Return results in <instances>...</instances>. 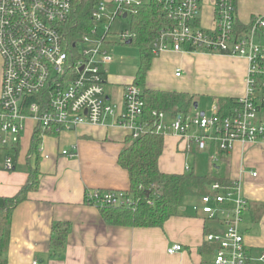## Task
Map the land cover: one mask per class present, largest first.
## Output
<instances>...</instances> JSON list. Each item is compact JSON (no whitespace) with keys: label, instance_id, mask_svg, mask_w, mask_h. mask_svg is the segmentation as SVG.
Instances as JSON below:
<instances>
[{"label":"built area","instance_id":"obj_1","mask_svg":"<svg viewBox=\"0 0 264 264\" xmlns=\"http://www.w3.org/2000/svg\"><path fill=\"white\" fill-rule=\"evenodd\" d=\"M153 1L170 20L169 26L156 31L151 42L153 56L171 52L243 59L247 62L245 95L234 99V106L222 117L216 111L211 115L193 112L167 122L165 113L153 112L154 121L147 124L139 87H125L122 109L106 96L105 67L111 58L104 46L114 35V21L131 19L136 14L134 6L149 0L100 1L90 14L88 31L71 46L65 32L69 31L73 0H0V148L8 153L3 170H16L11 153L29 127L58 134L84 125L99 126L109 118L131 140L148 132L174 135L187 148L193 145L199 153L209 151L213 166L235 143L264 144V14L253 18L245 31L237 24L236 0ZM117 37L120 43L131 40L129 28ZM37 151L41 153V144ZM75 152L72 146L60 154L74 157ZM85 202L96 208L134 205L132 197L123 192L99 190L87 194ZM247 209L238 182L229 187L211 184L192 206L194 214L218 226L203 235L204 244L213 249L212 264H250L241 230ZM180 250L175 244L167 253ZM255 261L264 264V253Z\"/></svg>","mask_w":264,"mask_h":264},{"label":"crops","instance_id":"obj_2","mask_svg":"<svg viewBox=\"0 0 264 264\" xmlns=\"http://www.w3.org/2000/svg\"><path fill=\"white\" fill-rule=\"evenodd\" d=\"M263 14L264 0H236L238 24L249 25ZM246 68L243 59L169 52L153 56L145 87L186 93L195 104L198 96L207 95L214 100L210 112L203 114L211 115L227 100L245 95ZM178 71L180 75L176 77ZM105 79L106 96L122 109L124 89L134 78ZM171 118L174 117L166 114L167 122ZM32 133L30 127L23 132L20 146L11 156L17 162L16 170L24 165L37 170V186L11 212L0 264H212L213 249L204 244L203 235L218 226L193 213L192 206L198 198L185 200L176 216L152 228L109 224L99 208L86 204V195L93 191L127 193L129 189L128 173L118 165V156L129 136L111 118L99 126L42 133L41 153L37 151L39 156L29 157ZM162 138L158 167L165 174H183L188 172L186 168L195 169L196 164L201 167V162L189 164L195 154L208 159L209 151L199 153L193 145L187 148L186 142L174 135ZM72 146L76 147L74 157L60 154ZM213 168L220 177L240 185L248 204L241 227L247 254L250 264H260L255 258L264 253V144L235 143L229 153L220 156L217 165L210 164L203 172L210 173ZM26 170L25 176L0 175V180H6L0 183V199L18 194L27 182ZM54 223L67 224L63 247L57 252L51 249ZM175 244L181 250L168 254L167 249Z\"/></svg>","mask_w":264,"mask_h":264},{"label":"trees","instance_id":"obj_3","mask_svg":"<svg viewBox=\"0 0 264 264\" xmlns=\"http://www.w3.org/2000/svg\"><path fill=\"white\" fill-rule=\"evenodd\" d=\"M100 1L102 0H73L69 31L65 32L68 45L76 43L81 35L88 31L90 14ZM134 9L136 14L131 17L129 23L130 45L139 51V64L132 84L142 90L144 122L151 124L154 121L153 112H163L173 117L189 114L196 105L193 97L189 98L186 93L150 90L145 87L146 75L153 59L151 42L156 31L169 26L170 20L153 0L134 6ZM238 26L245 31L249 27L241 23ZM233 106L234 100L229 99L218 107L216 113L220 117L225 116ZM42 133L39 129L33 131L29 157L39 156L37 148L41 144ZM162 151V136L151 132L136 140L128 139L127 146L118 156V165L128 173L129 189L125 194L132 197L134 205L128 208H99L107 223L136 228L161 227L167 219L178 214V209L185 200L205 194L211 184L218 183L223 187L232 184L228 179L217 175L215 168L210 173L199 174L193 169L183 174H165L158 167ZM26 173L27 182L18 194L13 198L0 199V254L7 243L12 210L25 200L26 193L35 190L37 186V170L27 169ZM51 230V249L57 252L63 247L67 224L54 223Z\"/></svg>","mask_w":264,"mask_h":264},{"label":"rangeland","instance_id":"obj_4","mask_svg":"<svg viewBox=\"0 0 264 264\" xmlns=\"http://www.w3.org/2000/svg\"><path fill=\"white\" fill-rule=\"evenodd\" d=\"M130 18L127 19H117L114 21L111 27L112 35L108 41L109 44L104 46V51L107 52V55L111 58V63L105 67V77H128V78H135L136 71L139 64V51L133 45H126L125 43H120L118 41L117 34L120 32H124L128 30ZM212 98H209L207 95L198 96L196 99L197 108H193L190 110L196 113H205L208 114L210 112V107L213 104ZM8 153L0 148V175L8 176L17 174H21L25 176L26 165L18 168L14 172H8L3 170L4 158ZM202 156V157H200ZM192 158V157H191ZM189 164L191 165L192 161L196 163H202L201 167H198L197 164L195 171L199 174L204 173L205 167L210 166L209 161L204 155L202 154H195L194 159H190ZM6 180H0V183L4 184ZM212 224V223H211ZM213 225V224H212Z\"/></svg>","mask_w":264,"mask_h":264},{"label":"water","instance_id":"obj_5","mask_svg":"<svg viewBox=\"0 0 264 264\" xmlns=\"http://www.w3.org/2000/svg\"><path fill=\"white\" fill-rule=\"evenodd\" d=\"M125 17V15H123V18ZM126 45H129L130 44V40L126 41L125 42ZM201 115H203V113H200Z\"/></svg>","mask_w":264,"mask_h":264}]
</instances>
